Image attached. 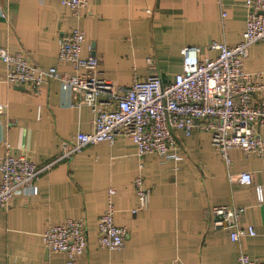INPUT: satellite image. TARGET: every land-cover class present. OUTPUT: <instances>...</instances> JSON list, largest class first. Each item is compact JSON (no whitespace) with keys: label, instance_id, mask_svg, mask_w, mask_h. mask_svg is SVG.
Masks as SVG:
<instances>
[{"label":"crops","instance_id":"1","mask_svg":"<svg viewBox=\"0 0 264 264\" xmlns=\"http://www.w3.org/2000/svg\"><path fill=\"white\" fill-rule=\"evenodd\" d=\"M246 17L244 0H87L77 16L60 0H0V48L30 64L72 73L69 63L58 61V38L79 27L85 33L81 55L96 56L104 78L118 85L145 79L146 59L152 58L161 78L171 81L181 70L183 47L198 46L201 57L214 58L209 43H238ZM244 68L264 72V43L250 47ZM4 75L0 60V103L6 104L0 156L7 141L41 172L36 194L18 193L0 210V264H236L240 248L264 261V160L232 149L226 164L202 131L178 133L181 161L148 154L140 169L134 143L122 136L63 159L61 142L91 130V109L73 105L58 80L35 94L5 83ZM242 172L251 173V185L229 181L228 173ZM137 175L151 195L146 210L132 213ZM256 185H262L261 200ZM109 199L114 222L128 230L119 250L97 242L98 218ZM214 205L241 208V227L252 226L255 235L234 242L228 230L213 229ZM70 218L84 220L87 233V249L73 263L47 252L42 242L50 225Z\"/></svg>","mask_w":264,"mask_h":264},{"label":"built area","instance_id":"2","mask_svg":"<svg viewBox=\"0 0 264 264\" xmlns=\"http://www.w3.org/2000/svg\"><path fill=\"white\" fill-rule=\"evenodd\" d=\"M60 2L76 16L87 7V0ZM244 6L247 17L241 40L233 45L211 41L208 48L216 52L214 58L201 57L198 46L183 47L181 70L171 81L161 78L152 58L146 59L150 73L145 79L133 78L129 85H118L104 78L98 70L97 57L81 55L85 33L74 27L59 36L57 56L59 62L73 67L72 73H60L54 66L42 68L30 64L20 53L0 48L4 82L38 94L49 80H58L61 91L70 96L73 105L91 109V130L78 131L73 139L61 142L63 159H70L88 145L113 144L122 136L134 143L140 169L143 157L148 154L181 161L185 153L178 133L189 137L202 131L210 135L213 148L226 164L232 149L264 160V72L244 68L250 47L264 43V0H244ZM5 109L6 104L0 103V116ZM2 145L0 210L7 209L18 193L36 194V180L41 172L26 154L14 153L7 141ZM227 176L231 183H253L249 172ZM133 185L137 205L132 213L146 210L151 188L141 175L134 177ZM256 190L261 200L262 185H256ZM112 192L109 190L110 195ZM113 213L109 199L98 218L97 242L101 248L119 250L125 244L128 230L114 222ZM241 213V208L231 205L211 206L210 225L216 230H228L234 242L243 236H254L252 226L241 227ZM42 242L49 252L63 254L68 263H73L87 249L85 221L70 218L50 225L42 233ZM236 264H264V261L251 258L240 248Z\"/></svg>","mask_w":264,"mask_h":264},{"label":"water","instance_id":"3","mask_svg":"<svg viewBox=\"0 0 264 264\" xmlns=\"http://www.w3.org/2000/svg\"><path fill=\"white\" fill-rule=\"evenodd\" d=\"M46 251L48 252V250L46 249Z\"/></svg>","mask_w":264,"mask_h":264}]
</instances>
